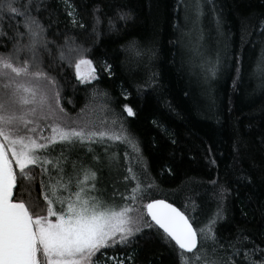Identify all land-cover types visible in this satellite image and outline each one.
Wrapping results in <instances>:
<instances>
[{"label": "trees", "instance_id": "16d2710c", "mask_svg": "<svg viewBox=\"0 0 264 264\" xmlns=\"http://www.w3.org/2000/svg\"><path fill=\"white\" fill-rule=\"evenodd\" d=\"M29 2L45 38L55 41L48 44L50 54L41 50L42 68L58 82L68 116L97 125L106 120L108 128H119L122 123L138 145L147 165V181L155 185L140 203L162 198L206 223L220 205V187L224 186L230 189L223 202L226 222L218 224L217 234L231 239L244 230L264 248V91L260 79L253 77L254 65L264 55V34L258 31L264 21V0H203L201 52L213 60L218 53L222 57L220 71L207 80L199 59L183 43H176L179 33L186 30L184 0H16L14 6L23 9ZM120 10L131 11L132 19L120 20L116 15ZM69 12L74 13L77 25L72 24ZM94 12L101 21L95 32ZM218 16L223 18V35L217 30ZM110 19L116 30H110ZM16 31H25L23 18L0 11V32L12 36ZM225 37L226 57L222 52ZM69 43L85 50L97 79L81 84L72 67L59 59L61 47ZM12 49L13 42L0 36V53ZM27 58L21 54V61ZM124 105L135 114L129 116ZM40 134L49 135L50 129ZM106 147L92 144L100 158L97 176L103 182L97 187L111 192L115 183L123 191L125 169L130 163L135 168L137 153L133 145L115 142L109 151L120 157V171L115 166L110 171ZM91 156L84 147L70 159L82 157L89 162ZM30 175L35 178L30 185L18 179L14 196L24 184L33 198L43 201L40 168H30ZM42 208L46 214V204ZM132 247L137 249L133 264H179V250L173 242L170 247L156 238L140 240Z\"/></svg>", "mask_w": 264, "mask_h": 264}, {"label": "snow or ice", "instance_id": "6c2138e0", "mask_svg": "<svg viewBox=\"0 0 264 264\" xmlns=\"http://www.w3.org/2000/svg\"><path fill=\"white\" fill-rule=\"evenodd\" d=\"M15 2L0 0V11L22 17L25 28L12 36L0 32V36L13 42L12 51L0 53V264H133L137 249L132 246L140 240L156 238L170 247L174 242L179 250V264H264V248L244 234V230L231 239L217 234L218 224L226 222L223 202L230 189L224 186L220 187V205L206 223H199L194 216L190 218L165 199L140 203L155 185L147 181V165L142 162L138 145L122 123L119 128H108L106 120L97 125L91 120L68 116L61 105L58 82L42 68L41 50L49 51L48 44L55 41L45 38L43 25L32 15L31 2L23 9L14 6ZM183 9L186 30L179 33L176 43H183L199 59L206 80L214 78L220 71L222 57L218 53L213 60L201 52L203 37L199 25L204 2L184 0ZM68 15L73 25L79 23L73 12ZM116 15L122 21L132 19L131 11L120 10ZM94 21L95 32V26L101 22L95 12ZM108 23L110 30H116L111 19ZM216 24L220 32L222 16L216 18ZM258 31L264 34V21ZM25 36L26 43L22 42ZM241 40L243 43V36ZM228 46L225 37L222 41L225 57ZM22 53L29 58L21 61ZM140 54L137 50V55ZM60 57L65 58L63 51ZM95 72L92 60L80 51L75 61L78 81L90 83L97 79ZM253 77L260 79L264 91V55L254 65ZM123 107L129 116L135 114L130 106ZM116 123L112 121L113 125ZM45 129H50L49 135H37ZM115 142L133 145L137 158L135 168L130 163L125 169L124 190L113 183V191L109 192L106 187H97L103 182L97 176L100 169L96 162L100 158L92 144L108 145L106 166L110 171L115 166L119 172L120 157L109 151ZM84 147L92 154L91 161L82 157L70 159ZM208 151H212L211 147ZM124 155L128 158V153ZM37 166L43 201L33 198L30 187L24 184L14 196L18 179L30 185L35 179L30 168ZM129 184L134 186L129 189ZM42 203L46 204V214H42ZM261 215L264 216V209ZM194 223L197 227H193ZM118 248L132 250L117 254ZM109 250H113L112 255L107 254Z\"/></svg>", "mask_w": 264, "mask_h": 264}, {"label": "rangeland", "instance_id": "374dc122", "mask_svg": "<svg viewBox=\"0 0 264 264\" xmlns=\"http://www.w3.org/2000/svg\"><path fill=\"white\" fill-rule=\"evenodd\" d=\"M77 49L82 51L83 55L86 57L84 49H82L80 47H77V46H75L73 44H70V43L62 46L61 49H60V52L63 51L64 54H65V58L64 59H61L60 52H59V59L61 61H63L65 64L70 65L72 67L73 71H74V74H75V61L79 58V55H80V51H77ZM69 60H71V63H69Z\"/></svg>", "mask_w": 264, "mask_h": 264}, {"label": "water", "instance_id": "95a60500", "mask_svg": "<svg viewBox=\"0 0 264 264\" xmlns=\"http://www.w3.org/2000/svg\"><path fill=\"white\" fill-rule=\"evenodd\" d=\"M155 199H162V198H155ZM148 202H150V200L148 201ZM147 202V203H148ZM167 202H169V201H167ZM169 203H171V202H169ZM175 207H177L176 205H174ZM178 208V207H177ZM194 227V226H193ZM162 231V230H161ZM174 243V242H173Z\"/></svg>", "mask_w": 264, "mask_h": 264}]
</instances>
